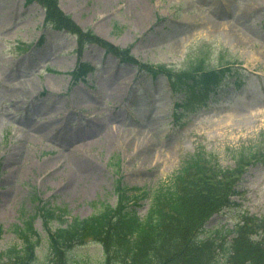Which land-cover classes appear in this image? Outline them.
<instances>
[{
    "label": "rangeland",
    "instance_id": "rangeland-1",
    "mask_svg": "<svg viewBox=\"0 0 264 264\" xmlns=\"http://www.w3.org/2000/svg\"><path fill=\"white\" fill-rule=\"evenodd\" d=\"M59 5L82 28L130 47L135 59L168 68L153 76L87 40L81 60L93 69L75 84L69 75L78 61L73 33L46 29L38 46L42 7L0 0V251L17 242L14 225L23 224V212H35L33 192L44 204L64 208V218L85 217L118 202L119 182L130 189L128 206L142 216L154 189L196 149L232 166L237 151L264 138V0ZM220 66L244 67L246 80L214 88L205 102L174 108L182 93L172 89L170 74ZM207 91H200L202 98ZM236 185L233 204L205 224L210 236L232 228L242 212L264 216V163L250 165ZM34 223L41 252L47 237L40 216ZM75 252L85 264L102 258L93 242Z\"/></svg>",
    "mask_w": 264,
    "mask_h": 264
},
{
    "label": "trees",
    "instance_id": "trees-1",
    "mask_svg": "<svg viewBox=\"0 0 264 264\" xmlns=\"http://www.w3.org/2000/svg\"><path fill=\"white\" fill-rule=\"evenodd\" d=\"M39 1L45 6L46 22L53 28L75 32L79 48L85 41H92L123 60L140 65L128 49L115 47L94 36L90 30H82L60 10L58 0ZM149 67L153 71L154 68L165 70L159 65ZM227 71L229 68L183 72L175 83L172 77V84L185 90L188 102L183 105L189 108L204 98L200 91L186 90L183 85L194 79L200 83L199 87L220 86L225 84ZM263 149L258 145L240 150L232 167L218 165L202 149L196 151L183 162L176 178L178 183L175 182L171 190L164 189L154 195L144 217L128 206L130 196L118 185L119 201L115 206L105 204L88 217L76 216L66 226L52 229V220H62L58 211H65L64 208L44 204L33 192L38 201L36 210L23 212V224L14 225L17 242L0 251V264H85L76 255L75 246L87 241L99 242L102 247L104 256L97 264H264V216L241 214L231 230L234 231L231 240L220 231L209 236L203 229L212 212L231 203L230 196L237 193L235 184L244 168L264 160ZM37 216L42 220L47 237H44L46 243L41 252L38 248L43 237L34 225Z\"/></svg>",
    "mask_w": 264,
    "mask_h": 264
},
{
    "label": "bare ground",
    "instance_id": "bare-ground-1",
    "mask_svg": "<svg viewBox=\"0 0 264 264\" xmlns=\"http://www.w3.org/2000/svg\"><path fill=\"white\" fill-rule=\"evenodd\" d=\"M139 143H140L139 141L135 142V146L137 147V146H140L142 144L141 143L140 145H138Z\"/></svg>",
    "mask_w": 264,
    "mask_h": 264
}]
</instances>
